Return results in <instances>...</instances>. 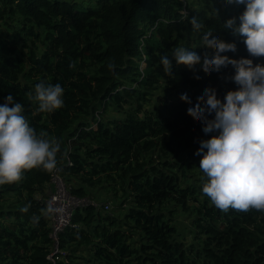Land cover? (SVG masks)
<instances>
[{
  "label": "trees",
  "instance_id": "1",
  "mask_svg": "<svg viewBox=\"0 0 264 264\" xmlns=\"http://www.w3.org/2000/svg\"><path fill=\"white\" fill-rule=\"evenodd\" d=\"M193 1L202 26H193L195 12L184 13L192 5L182 0H0V103L11 93L37 132L61 145L55 170L34 167L0 185V264H264V211L219 209L201 191L203 170L190 172L185 160L213 134L203 132L189 100L205 85L221 97L238 85L226 78L231 64L200 66L197 75L171 50L197 44L203 51L202 31L211 26L236 41L229 55H249L243 37L223 27L244 4ZM41 80L62 84L61 108L39 109ZM108 109L115 116H105ZM53 173L72 196L95 199L72 208L49 257ZM102 189L115 199L111 211L97 198Z\"/></svg>",
  "mask_w": 264,
  "mask_h": 264
},
{
  "label": "clouds",
  "instance_id": "2",
  "mask_svg": "<svg viewBox=\"0 0 264 264\" xmlns=\"http://www.w3.org/2000/svg\"><path fill=\"white\" fill-rule=\"evenodd\" d=\"M230 2L245 7L238 17L224 20L223 27L243 37L249 55H229L237 50L236 41L221 38L211 26L202 31L203 51L197 44H188L173 48L171 53L177 63L187 61L197 68V75L202 74L200 66L207 71L233 66L226 78L238 87L221 97L215 86L205 85L187 104L203 122V132L213 133L200 138L196 149V154H202L199 167L207 177L201 191L223 211H264V62L253 60L264 57V0ZM189 19L194 27L204 24L199 13ZM209 44L214 48H208ZM160 59L164 72L171 75L173 61L168 53H162ZM34 88L41 111L52 112L64 105L61 83L41 80ZM181 93L192 95L187 87L181 88ZM24 111V105L11 93L0 103V185L21 180L25 170L34 167L53 171L58 166L60 143L38 133Z\"/></svg>",
  "mask_w": 264,
  "mask_h": 264
},
{
  "label": "built area",
  "instance_id": "3",
  "mask_svg": "<svg viewBox=\"0 0 264 264\" xmlns=\"http://www.w3.org/2000/svg\"><path fill=\"white\" fill-rule=\"evenodd\" d=\"M53 180V181H52ZM48 190V206L51 213V237L53 238V252L49 254L52 257L53 253L58 250V234L69 223L72 208L77 205L74 202L73 196L68 192L61 176L53 173L50 179L51 186ZM106 209L109 208V202H103Z\"/></svg>",
  "mask_w": 264,
  "mask_h": 264
},
{
  "label": "rangeland",
  "instance_id": "4",
  "mask_svg": "<svg viewBox=\"0 0 264 264\" xmlns=\"http://www.w3.org/2000/svg\"><path fill=\"white\" fill-rule=\"evenodd\" d=\"M85 2H89V0H84ZM94 1V0H92ZM182 1H185L186 3L188 4H191L192 7L190 9H182V11L184 13H187L188 15V11H193L195 13H199L201 14V10H198L197 6L198 3H196L195 1L192 2V0H182ZM140 64H142V62L140 61ZM105 116H115V113H113L112 111H110V109H108L105 113H104ZM199 147V145H195L193 148L189 149L190 152L189 153H186L185 155V160L187 161V165H190L189 167V170L190 172H193V173H197L198 170H200L201 168L199 167V162H200V157L202 154H196V149ZM198 175V174H197ZM53 181V180H52ZM51 187H54V183ZM97 194V198L102 201V200H108L111 204V209H109L110 211L114 208V198H111L110 195H108V193H106V191H104V189L102 190H99L98 192H96ZM47 195H48V192H47ZM74 202L75 204H83L84 202H87L89 199H95V197H90V198H87V197H74ZM179 224L181 225H189V220H188V217L186 218L185 216H181L179 215ZM183 233H187V231H185L183 229ZM189 237V236H188Z\"/></svg>",
  "mask_w": 264,
  "mask_h": 264
}]
</instances>
